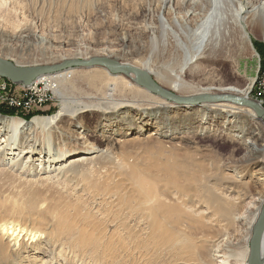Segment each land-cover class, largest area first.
<instances>
[{
    "label": "rangeland",
    "instance_id": "obj_1",
    "mask_svg": "<svg viewBox=\"0 0 264 264\" xmlns=\"http://www.w3.org/2000/svg\"><path fill=\"white\" fill-rule=\"evenodd\" d=\"M159 16L169 23L181 19L167 0H0V58L20 67L50 66L75 57L86 59L83 58L86 54L90 59L110 58L135 68L146 63L154 72L175 71L196 89L232 86L243 90L250 86L246 95L234 97L253 102L264 110V100L258 99L262 89L259 83L264 81V71L260 70L262 55L255 45L264 50V38L258 29L253 31L250 43L237 44L229 39L215 59L206 56L197 59L181 72L172 39H168L165 49L158 44V50L151 53V40L160 43ZM134 49L142 52L135 54ZM92 72L75 70L70 75L76 85L71 96L83 103L91 102L88 97L95 96L100 88L88 80L86 75ZM134 79L137 82L135 76ZM30 84H14L0 77V107L13 112L12 116L0 114V117L19 119L26 124L33 118L57 113L59 100L51 97L50 91L45 93L42 104L23 108L28 112L6 100L7 97L28 100ZM198 93L192 90L174 94L191 97L201 95ZM210 95L223 94L213 91ZM208 104L217 103L205 105ZM203 105L189 108L194 115L188 119L179 116L187 108L158 113L162 120L151 127L145 125V120H137L135 112L124 111L108 118L95 111L79 114V128L65 117L49 131H24L17 142L19 147L10 152L30 149L36 156L32 165L26 163L25 155L12 168L10 157L0 156V224L12 222L38 233L42 244L29 245L30 237L24 236L26 249L0 254V264H247L252 230L264 205L258 201L259 195H264V175L259 173L264 172V124L251 118H234L225 112L207 111L200 108ZM150 132L158 133L159 137L138 144L127 141L134 135L145 138ZM234 133L240 136L239 140H233ZM76 142L83 144L81 150L103 151L105 164L95 166L103 177L84 176L79 168L54 174L50 181H30L39 173L38 160L47 148L55 156L58 147ZM163 165L174 166L169 173L181 184L177 191H172L174 200L169 201L176 204L179 200L177 205L189 218L173 219L168 225V231L176 237L169 234L162 237L161 233L153 237L149 234L150 223L140 222L139 215L131 210L136 205L131 180L134 174L139 171L163 176L168 172L156 169ZM89 182L107 184L110 188L93 191L101 197L95 199L88 193ZM29 193L36 194L33 208L24 204ZM105 198H110V202L106 203ZM59 209L87 231L93 239L90 245L82 243L84 236L76 230L63 231L52 213ZM115 209L124 211L117 215L122 226L116 233L109 218ZM34 245L36 248H28Z\"/></svg>",
    "mask_w": 264,
    "mask_h": 264
},
{
    "label": "bare ground",
    "instance_id": "obj_2",
    "mask_svg": "<svg viewBox=\"0 0 264 264\" xmlns=\"http://www.w3.org/2000/svg\"><path fill=\"white\" fill-rule=\"evenodd\" d=\"M167 4L174 5V9L175 11H178L179 15H181V19H173L169 23L162 16H159L158 21L160 43H158V41L155 39L151 40V53H154L158 50V44H160V46L165 49L168 44V39H172V42H174L176 59L181 65V72L185 69V67H187L189 64L194 63L197 59L204 58L205 56L207 58L213 57V59H215L216 53L224 50V46L228 44L229 39H234L237 44H245L247 42L250 43L251 35H253V31L255 29H258L261 32L262 37L264 38V0H167ZM133 51L135 52V54H140L142 52V49H134ZM89 56L90 55L86 54V56L83 57L86 59L75 57L71 60H90V58H87ZM63 59L65 60V57H63L62 60ZM106 59L111 60L110 58ZM118 64L121 67L135 68L133 67L134 65L131 66L132 64L130 63L124 62ZM146 65L147 64L145 63V65L139 66V69H135L145 72L149 77L153 76L154 80L158 84L163 87L165 86L167 89L173 91L178 95H183L184 93H188L189 91L193 90L194 92H200L198 94H201L197 96H191L193 98L203 95H210L213 91H218L220 94H223L221 96L234 97L235 95H246L251 89L250 86L243 90L237 89L232 86L226 88L208 87L204 89H196L192 85L184 82L179 77V75H176L175 71L173 70L154 72L152 69H150V67ZM75 70H85V72L93 71L90 75L86 76L88 80L91 81V83L98 84L100 87L99 89L97 88V93L95 96L88 97V100H92L89 103H83L71 96L72 92L76 90V85L74 84L70 75H72ZM44 76L46 75L40 76L36 80H34L32 82L33 85L29 83L31 85L29 88H32V86L34 88L35 86H37V84L46 80L50 87L49 95L53 98L56 97L59 100L60 107L56 114L45 118H33L26 124L19 119L0 117V156L5 155L10 157L8 161L9 167L11 168L18 165L17 163H19L20 158H23L25 155L26 163H30V165H32V161H34V156H36L34 155V150L29 151L30 149L21 148L19 152L16 151L15 153H11L12 151L16 150L14 149L15 147H19L17 145L19 137L27 129H31L34 131H49L51 128L56 126L62 118L65 117H68V119L73 122L74 127L79 128V114L95 111L97 113L99 111L102 115L105 114L108 118L119 115L124 111H127V113L135 112L137 113V117H139L137 120H145V125L147 127H151L153 126V124H160V121L162 119L160 120L159 118L161 114L157 116L158 113H163L165 111H176L180 110V108L182 107L180 106V104L173 103L172 101H169L172 102V104L168 103L166 102L168 100L164 101L165 99L163 100V98L161 99V97L159 98V96L155 94L152 95L153 93L151 92H146L145 88L144 90L142 89L143 87H139L138 82L135 81L133 74L125 72L112 74L106 68L102 69V67H75L49 74L46 77ZM262 80L264 79L262 78ZM132 82L135 83V85H137L138 87H136ZM260 84H264V81H260L259 85ZM163 87H161L163 90L175 96H178L164 89ZM258 96V99L260 98V100H264V89L259 90ZM178 97L191 98L181 96ZM242 100L245 102L253 103L245 99ZM205 104L200 108H203L207 111L229 113L234 118H251L252 120H259L264 124V121L259 118L255 111H253L249 107L239 106L232 103L230 104L228 102H219V104L217 103L212 105ZM255 106L260 108L256 104ZM182 108H187L188 110L189 108L194 107L184 106ZM260 109L263 110L262 108ZM189 111L190 110L183 111L180 115H178L181 116L182 119H188L190 118V116L194 115V113H190ZM176 117L177 116H173L172 118ZM134 123L135 122L133 121V124ZM255 131H257L259 134L258 128L255 129ZM49 135L50 133H48V136ZM231 135L233 140L240 139V136L236 135V133ZM252 135L254 134L252 133ZM157 137H159L158 133L150 132L145 138L142 137V135H134L131 136L127 141L130 143L138 144L144 139H156ZM258 138L259 137H255V140ZM262 142V145L264 147V136ZM82 145L76 142L74 145H71L69 147H65L64 145L58 147L55 156L51 153L52 151L50 152V148H47L46 153H44L42 157H39L40 159L38 160L39 163L37 166L39 173L35 176H32L30 181L34 183L50 181L53 178L52 175L54 174H65L79 168L83 170V174H85L84 176L92 175L97 179L103 177L101 176V173L99 171L97 172L95 170V166L97 163L100 164L104 162L103 164H105L106 160L104 159L103 161L102 158L103 151L94 148L81 150V147H83ZM104 153H106V150L104 151ZM101 159L102 161H100ZM98 160L100 162H98ZM53 164H56V167H54L55 165L52 167ZM173 168L174 166L172 165H163L161 167H157L156 169H165V171L169 173L174 170ZM137 173L138 174H134V177L131 179L133 182V189L136 194V205L131 210L139 215L140 222L142 220H146L150 223L151 229L149 231V234H151L153 237L155 235L158 236L160 233V236H162L163 234L175 236L174 233L168 231V225L172 223L173 219L187 218L188 216V214H184L181 211L182 207L177 205L179 203V200H177L178 203L175 202L176 204H173L169 201V199L174 200L175 197L172 198V191H177L176 188H180L181 184L179 185L178 180H176L175 176L170 173H167L163 176L152 174L151 172L142 173L137 171ZM259 173L261 175H264V172L260 171ZM85 179L89 180L87 178ZM69 181L70 180H68V182ZM88 184L89 195H91L95 199L98 198L99 200H101V197L95 194L93 191L104 192L110 188L107 187V184L95 185L96 183L91 182H89ZM35 198V193H29L28 196H26L24 202L25 206L27 208H33L35 206ZM105 200L106 203L110 202V198H105ZM258 201L260 202V204H264V195H259ZM113 211L114 213L112 217L109 218L111 219L110 221L112 223L110 224L113 225L112 227L116 233L122 226L121 219L118 220L117 215L123 214L124 211H116V209ZM52 213L54 214L58 224H60V227L64 232L72 233L73 230H76L77 233L84 236L85 242L82 241L83 244H91L93 239L88 236L87 231L78 227L77 223H74V221L69 218L65 210L59 209L56 211H52ZM24 236L30 237L31 241L29 242V245H31V243H35V245L38 246L42 244V239L39 238L38 233H31L30 231H27L25 227H19L18 225H14L12 222L0 224V254L3 255L6 252H14L15 250H25L26 245L23 244L26 243L22 242V238ZM36 240L38 241V243ZM35 245L32 247H27L31 248L32 250V248H36ZM24 252L27 253L26 251ZM214 252L216 251L214 250ZM257 254L259 263L264 264V230L260 237L259 250Z\"/></svg>",
    "mask_w": 264,
    "mask_h": 264
},
{
    "label": "water",
    "instance_id": "obj_3",
    "mask_svg": "<svg viewBox=\"0 0 264 264\" xmlns=\"http://www.w3.org/2000/svg\"><path fill=\"white\" fill-rule=\"evenodd\" d=\"M91 68L102 67L106 68L112 74L129 73L136 77L138 85L145 88L165 100L180 104L182 107H199L205 103L228 102L239 106L251 108L264 121V111L255 106L253 103L245 102L242 99H237L231 96L221 95H203L191 98H179L158 86L145 72L135 68L121 67L118 63L102 57L92 58L90 60H67L60 64L50 66H35V67H20L11 62L0 59V77L9 80L14 84H29L43 75L53 74L69 68ZM264 230V205L260 211L256 224L252 230V236L249 241V254L247 264H260L258 261V250L260 237Z\"/></svg>",
    "mask_w": 264,
    "mask_h": 264
},
{
    "label": "built area",
    "instance_id": "obj_4",
    "mask_svg": "<svg viewBox=\"0 0 264 264\" xmlns=\"http://www.w3.org/2000/svg\"><path fill=\"white\" fill-rule=\"evenodd\" d=\"M262 89H264V84L261 85ZM30 92V94H26V97H28V100L26 98L22 99V100H18L16 98L12 99V98H8L7 97V101H9L11 104H16V106L19 109H22V111H27L26 109L23 108H27L29 107L31 109V104L33 103H37V104H42L44 97H45V93H47V91H50V87L48 82L42 81L39 84H37V86H35L33 88H27ZM28 112V111H27Z\"/></svg>",
    "mask_w": 264,
    "mask_h": 264
},
{
    "label": "trees",
    "instance_id": "obj_5",
    "mask_svg": "<svg viewBox=\"0 0 264 264\" xmlns=\"http://www.w3.org/2000/svg\"><path fill=\"white\" fill-rule=\"evenodd\" d=\"M255 45H256V47H259V48L261 47V46H258L257 44H255ZM259 48H258V52H259V54L262 55V57L260 56L261 57V69L260 70L263 72L264 71V55H263L264 50L261 48L259 49ZM12 113L13 112L8 111V110H4L3 108L0 107V114H2V115L12 116Z\"/></svg>",
    "mask_w": 264,
    "mask_h": 264
}]
</instances>
